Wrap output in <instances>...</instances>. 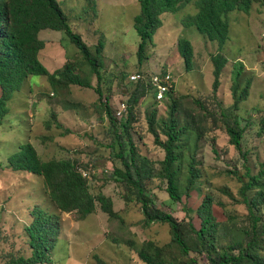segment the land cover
Instances as JSON below:
<instances>
[{"label": "rangeland", "instance_id": "obj_1", "mask_svg": "<svg viewBox=\"0 0 264 264\" xmlns=\"http://www.w3.org/2000/svg\"><path fill=\"white\" fill-rule=\"evenodd\" d=\"M94 3L92 7L87 0H66L60 7L70 28L81 38H91V41L104 39L100 88L104 97L110 98L113 112L123 103L130 108L129 99L138 86L131 83L132 74L150 76L170 71L173 75L176 86L171 98L159 104L153 93L148 92L134 107L132 134L140 154L151 160L158 175L146 181L154 204L181 222L183 234L193 247L199 245L192 232L193 227L199 230L201 226L198 209L206 196L213 197L212 209L219 225L217 233L202 247L200 259L204 260L209 255L219 257L229 245L240 240L244 230L250 226L248 206L240 191L248 182L247 169L257 175L260 164L264 162V126L259 123L264 118V3L253 2L249 14L236 11L229 16L230 39L223 51L228 64L220 78L218 92V103L223 108L232 107L234 65L242 63L244 72L240 78V91L249 87V94L247 101L240 105L238 114L251 122L245 133L246 157L231 145L225 127L211 115L216 106L208 102L213 95L212 57L218 53V46L204 40L196 28L187 26L188 18L197 14L194 3L181 6L177 13L165 15L163 25L153 35L154 45L147 47L142 64H139L137 55L140 37L134 27L135 17L141 10L140 1L94 0ZM73 16L81 17V21L91 26L80 22L75 31ZM45 35L54 37L55 32L45 30L42 36ZM60 38H63L61 45L65 49L64 64L71 63L74 73L85 80L93 81L95 78L97 81L83 55L73 44L69 45L67 36L61 32ZM181 38L194 47V68L190 73L185 71L176 50ZM60 58L63 59L62 56ZM36 80L37 77L31 78L32 82ZM94 84L96 87L98 81ZM97 99L93 89L69 85L57 92L49 90L46 94L29 90L18 100L9 102L11 110L0 124V162H3L0 165L4 171H0V264H6L12 257L31 254L25 227L32 223L33 217L29 221L28 214L35 207L60 215L61 228V214L49 198L43 178L26 171L10 172L12 170L5 167V158L25 142L34 146L41 159L76 161L80 170L87 174L91 192L94 195L104 193L112 198L114 209L120 214L119 218L109 219L99 205L96 212L84 220H78L75 213L63 214L62 229L66 238L54 250L53 264H88L91 248L106 244H112L109 248L102 247L105 251L103 257L109 259V263L143 264L138 260L136 250L146 241L152 240L159 246L171 242L170 227L166 224L144 226L137 196L127 185L114 181L113 171L122 165L120 160L113 159L107 147L101 146V143L108 142L104 133L110 124L103 105L100 101L95 104ZM129 116L128 110L125 120ZM172 116L187 131L182 156L176 163L183 194L180 202L173 201L166 191L167 180L160 176L165 151L155 143L151 133L152 124L161 132L163 121L170 122ZM56 121L71 128L72 133L62 135L64 128H57L54 125ZM160 138L167 140L162 133ZM214 145L218 155L213 151ZM191 164H194L196 178L194 185L188 188ZM256 191L248 192L249 197L252 198ZM18 198H21L20 202ZM256 212L264 219V198ZM10 214L14 217L20 215V219H14L16 223L13 224ZM130 242H134L132 248ZM258 253L264 258V237ZM195 256L199 255L191 253L190 258ZM168 257L175 264H189L188 258L176 245L170 246Z\"/></svg>", "mask_w": 264, "mask_h": 264}, {"label": "trees", "instance_id": "obj_2", "mask_svg": "<svg viewBox=\"0 0 264 264\" xmlns=\"http://www.w3.org/2000/svg\"><path fill=\"white\" fill-rule=\"evenodd\" d=\"M87 1L92 7L95 5L94 0ZM139 1L141 10L134 21V27L140 37L137 52L139 64H142L146 58L147 47L154 45L153 35L163 25L162 16L166 13H177L181 6L194 3L197 14L188 18L187 26L196 28L205 37L204 40L218 46V53L212 57L213 95L208 102H213L216 106L211 110V115L225 127L231 145L246 157L248 152L244 150L245 133L251 122L238 114L240 105L247 101L249 94V87L240 91V78L244 72L242 63L234 65L233 106L223 108L218 103V92L221 86L220 78L228 64L223 51L230 39L229 16L236 11L249 14L253 2L264 3V0ZM42 30L58 31L67 36L70 43L77 48L78 53L83 55L91 66L98 81L96 87L91 81L74 73V66L71 63L64 64L61 69L55 70L53 73L45 68L38 58L39 52L45 45L38 37ZM94 48L95 53L92 47L88 46L81 36L70 28L68 18L57 0H0V124L9 113L8 102L15 93L21 90L24 81L29 77H45L51 89L56 92L69 85L93 89L98 95L95 104L100 101L110 124L108 131L104 133L105 140L108 142L101 143V146L107 147L113 159L120 160L122 165V167H115L112 174L114 181L127 185L130 191L137 196V201L141 204L144 226L166 224L171 230L170 243L159 246L152 240L146 241L136 250L138 260L143 264H175L168 257V249L170 246L176 245L180 253L188 258L189 264H264V258L258 253L261 238L264 237V219L256 212V207L264 198V162L260 164L261 169L257 175H253L251 170L247 169L248 182L244 183L240 191L248 206L249 228L244 230L240 240L229 245L226 252L219 257L209 255L201 260L202 247H205L207 240L217 233L219 225L212 209L213 197L206 196L198 209L201 226L199 230L193 227L192 232L199 245L193 247L183 234L181 222L171 213L157 207L147 191L146 181L158 175L155 173L151 160L140 154L131 129L134 119L133 109L148 92L151 93V88L146 82L136 83L138 86L129 99L130 116L126 120L117 118L110 107V98L104 97L100 88L102 80L100 69L105 48L102 37ZM178 51L183 60L185 71L192 72L195 58L193 45L186 39H180ZM174 91L170 92L162 103L171 98ZM196 104L204 107L200 102H196ZM123 120L125 121L123 122ZM259 123L264 126V118ZM54 125L57 128H64L61 132L62 135L72 133L71 128L64 127L58 121ZM151 129L155 143L165 151L160 176L167 180L166 191L169 197L175 202H180L183 194L179 182L180 171L176 168V163L182 156L186 128L180 126L172 116L170 122L163 121L161 132H158L153 124ZM160 133L164 134L167 138L166 141L161 140ZM91 139L95 142L98 141L94 137ZM213 151L215 154H219L215 145ZM193 166L194 164H191L188 170L190 173L188 188L194 185V178H196V170ZM5 167L12 171H26L41 176L49 198L61 214L75 213L78 220H84L94 214L99 205L101 211L108 215L109 219L120 217V214L114 209L112 198L104 193L94 195L91 192L88 178L83 176L79 165L74 160L41 159L34 146L30 142H25L19 144L16 150L7 157ZM2 169L0 165V171ZM254 190H257L256 194L250 198L248 192ZM31 216L33 217L32 223L25 227L31 254L27 257H12L6 264H53L54 250L61 234L60 215L48 213L40 207H35ZM12 223L14 224L13 221ZM129 245L132 248L134 242H130ZM191 253L199 256L190 258ZM93 260L95 264H111L98 254L93 256Z\"/></svg>", "mask_w": 264, "mask_h": 264}, {"label": "crops", "instance_id": "obj_3", "mask_svg": "<svg viewBox=\"0 0 264 264\" xmlns=\"http://www.w3.org/2000/svg\"><path fill=\"white\" fill-rule=\"evenodd\" d=\"M57 1H58L59 5L61 6L62 1H63V4H64V2L66 0H61V1L57 0ZM71 2H69V3H71ZM69 3H66V4L68 5ZM167 14H169V13H166V14H164L162 16V20L163 21H164L165 15H167ZM80 16H81V14H80ZM78 17L79 16H75V17L73 16L74 26H75L74 30L75 31H77L76 27H78V23H80V22H82L83 25H86V26L90 25L91 26L90 23H88V22H87L88 24L84 23L83 21H81V17H79V18ZM75 19H77L78 21H75ZM43 31H45V30H42V31L39 32L38 37H39L40 40H42L44 42L45 45H44V48L39 52L38 58H39L40 62L43 63L45 68L50 73H53L55 70L61 69L63 67V65H64L65 51H63L64 48L61 45V41H62L63 38H60L61 37V32H58V31H54L55 32V36L54 37H50V36H47V35L42 36ZM82 40L85 43H87L88 46L93 48L94 46H96L99 43L100 39H97L95 41L94 40L91 41V38H82ZM69 45H72V44H69ZM176 50L178 52V45H177V49ZM62 51L64 52L63 55H61ZM61 56H62L63 59L60 58ZM31 78L32 77H29V78H27L24 81L21 90L18 93H15L13 98L9 102L13 103L15 100H18L21 97L22 94L25 95L26 91H29V90H32V92H35L36 94H46L49 90H52L45 77L39 76V77H37V80L34 81V82L31 81ZM91 82H92L93 85H95L94 83L97 82V81L94 78L93 81H91ZM0 93H1V90H0ZM9 102H8V104H9ZM12 103H11V107H12ZM10 110H11V108L9 107V112H10ZM13 152H11V153H13ZM7 157L5 159H7ZM1 163H3V162H0V164ZM6 170H9V169H5V171ZM10 172H13V171H10ZM14 172H18V171H14ZM23 197H25V193L24 192H23ZM20 199L21 198H18V202L21 201ZM59 213H60V211H59ZM89 217H91V215ZM89 217H87V218H89ZM10 218H11V220L14 223H16L14 219H20V215L16 214L15 217H14V216H12L10 214ZM28 218H29L28 220L30 221L31 218H32L31 213L28 214ZM62 218H63V214H61V234H60L59 241L57 243V246H56L55 250H57L59 248L60 244L62 243V240L66 238V234L64 233V230L62 229V225L64 226V221H62ZM23 219L25 220V218H23ZM102 247L109 248V247H112V244H111V246H109V244H106L104 246H100L98 248H94L93 250L91 248V260H90V262H88V264H95V261L93 260V256L95 254L100 255L103 259H105L107 261L109 260V259H106V258L103 257L105 251H104V249H102ZM114 251H116V250L114 249Z\"/></svg>", "mask_w": 264, "mask_h": 264}, {"label": "built area", "instance_id": "obj_4", "mask_svg": "<svg viewBox=\"0 0 264 264\" xmlns=\"http://www.w3.org/2000/svg\"><path fill=\"white\" fill-rule=\"evenodd\" d=\"M130 81L133 84L146 82L150 86L151 92L153 93L157 103H162L165 101L167 95L175 90L176 85L173 75L170 71H163L160 74L150 76L135 73L130 76ZM127 114L128 106L125 103L121 104L120 107L115 110V115L119 119L125 118ZM81 172L84 177H87L85 171L81 170Z\"/></svg>", "mask_w": 264, "mask_h": 264}]
</instances>
